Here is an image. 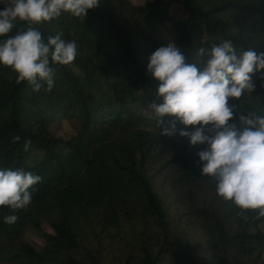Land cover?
I'll list each match as a JSON object with an SVG mask.
<instances>
[{"label":"trees","instance_id":"trees-1","mask_svg":"<svg viewBox=\"0 0 264 264\" xmlns=\"http://www.w3.org/2000/svg\"><path fill=\"white\" fill-rule=\"evenodd\" d=\"M174 5L187 16L174 19ZM155 22L171 26L189 63H199L201 47L225 40L238 54L264 52V0H100L83 19L63 13L34 25L45 42L57 34L75 41L78 54L70 65L50 64L51 91L44 82L39 92L17 83V74L0 64V169L42 177L29 190L27 209L0 206V231L15 239L32 225L42 233L40 250L6 256L0 249V262L264 264V218L218 196L215 179L202 175L198 153L207 145L179 135L194 128L176 121L166 135L174 117L159 124L132 107L138 99L162 102L147 66L169 43ZM27 27L17 20L8 35ZM253 81V93L230 103L244 115H264L261 72ZM61 119L74 127L72 138L52 133ZM233 122L243 129L238 115ZM8 215H17L16 223H5Z\"/></svg>","mask_w":264,"mask_h":264},{"label":"clouds","instance_id":"clouds-1","mask_svg":"<svg viewBox=\"0 0 264 264\" xmlns=\"http://www.w3.org/2000/svg\"><path fill=\"white\" fill-rule=\"evenodd\" d=\"M100 0H0V64L10 67L16 82H28L39 92L42 83L47 90L54 87L51 63L70 65L77 56L75 41H65L62 34L49 36L47 42L34 25L52 21L63 13L83 19L88 10L99 6ZM19 20L26 30L9 36ZM199 63L187 62L174 42L159 47L150 57L148 72L160 83L156 95L162 102H153L158 123L174 117L164 134L172 135L176 121L192 126L179 135L190 138V144H206L199 151L202 175L215 179L216 193L233 203L242 212L252 210L264 218V115H244L239 105L245 93H253V75L261 72L264 80V52L243 50L237 53L232 41L213 43L198 50ZM238 115L244 125L240 130L233 122ZM20 137L14 138L19 141ZM30 143V142H29ZM27 150V145H26ZM42 181L40 175L23 169H0V206L14 212L27 209L32 203V186ZM247 217H245L246 219ZM17 215L4 217L14 224Z\"/></svg>","mask_w":264,"mask_h":264},{"label":"rangeland","instance_id":"rangeland-1","mask_svg":"<svg viewBox=\"0 0 264 264\" xmlns=\"http://www.w3.org/2000/svg\"><path fill=\"white\" fill-rule=\"evenodd\" d=\"M131 1L136 5H141L145 2V0ZM172 16L174 19L178 20L186 17L187 13L179 5H174L172 9ZM154 25L155 30L160 35V37L164 38L168 43L173 42L174 35L170 25L166 28L160 27L157 22H155ZM150 104V102L138 99L135 103L132 104V107L134 108V111L137 115L141 114L148 118H155L156 116L154 114V111L149 107ZM142 128L146 127L142 126ZM51 131L56 137H60L65 140L70 139L75 135L74 127L66 119L56 121L51 126ZM43 230L52 231L48 224L43 225ZM41 235V231L34 228L32 225L26 227L23 230V233L15 239L11 238L8 234H6V232L0 231V249L6 256H12L15 252L26 250L29 247H33L35 250H40L38 242ZM0 264H22V261L21 259H19L13 263L0 262Z\"/></svg>","mask_w":264,"mask_h":264}]
</instances>
